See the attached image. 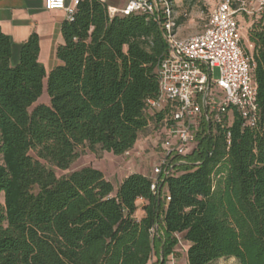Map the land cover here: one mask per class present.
Listing matches in <instances>:
<instances>
[{
  "label": "trees",
  "instance_id": "16d2710c",
  "mask_svg": "<svg viewBox=\"0 0 264 264\" xmlns=\"http://www.w3.org/2000/svg\"><path fill=\"white\" fill-rule=\"evenodd\" d=\"M263 22L249 30L253 52L243 45L258 87L257 127L244 128L236 113L231 127L202 123L193 152L171 160L160 195L140 173L115 189L93 167L54 171L69 169L83 149L124 156L151 120L170 118L172 104L153 115L148 107L168 50L159 25L81 0L62 25V65L48 77L38 36L12 66L11 39L0 29V264H150L153 256L167 264L178 233L190 243L188 264H264ZM46 78L50 105L35 106ZM139 199L147 203L141 219Z\"/></svg>",
  "mask_w": 264,
  "mask_h": 264
},
{
  "label": "built area",
  "instance_id": "2783aa9c",
  "mask_svg": "<svg viewBox=\"0 0 264 264\" xmlns=\"http://www.w3.org/2000/svg\"><path fill=\"white\" fill-rule=\"evenodd\" d=\"M80 1L73 0L67 6L65 0H46V9L64 10L68 20L73 21ZM177 1L132 0L122 11L109 10L111 17L132 13L148 15L159 25L168 47L158 65L160 94L157 99L148 100V107L158 112L168 104L175 107L165 121L174 144L162 145L164 157L151 177L154 195L161 194L164 177L173 171L171 160L185 157L195 149L194 131L198 130L199 121L231 127L236 113L243 120L244 128H255L259 118L252 58L243 47L237 17L264 14V0H257L258 8L252 7L250 0H223L212 10L203 32L187 38H179L177 34ZM215 71L218 78L214 77ZM168 120L171 124H167ZM230 137L229 133V145ZM164 200L168 204L170 195Z\"/></svg>",
  "mask_w": 264,
  "mask_h": 264
},
{
  "label": "rangeland",
  "instance_id": "374dc122",
  "mask_svg": "<svg viewBox=\"0 0 264 264\" xmlns=\"http://www.w3.org/2000/svg\"><path fill=\"white\" fill-rule=\"evenodd\" d=\"M222 1L223 0H198L194 6H190L188 0H182L176 10L181 15L180 19L182 25H189L190 29L188 31L190 36L199 34L204 30V26L207 23L212 10ZM240 26H242L241 22ZM249 30L250 29H247L246 26L241 28L243 45L250 53H252L253 46L249 42ZM214 77H219L218 71H215ZM218 94L222 95V92L218 91ZM218 98H220V96ZM38 104L50 105V97L47 92L46 84L44 93L35 106ZM150 114L153 115L154 112L151 111ZM199 122V128L197 127L198 130L194 131L195 138L200 131L204 120ZM167 143L174 144V141L168 136L166 122H155L151 120L147 130L141 134L137 146L133 151H130L124 156H115L112 153L101 151L91 152L88 149H83L80 151L79 158L69 169L61 170L54 168V171L57 177H66L85 167H93L100 170L105 178L116 187L117 183L123 178L133 173L143 172L153 176L155 168L161 164L162 158L164 157L162 145ZM196 146L197 143H195L194 147L196 148ZM136 216L139 217V213H136ZM175 237L178 244L175 248L174 254L169 257L167 264H188V249L190 243L185 240L184 233H178ZM156 263L157 257L153 256L150 264ZM211 264H238V261L234 258H223Z\"/></svg>",
  "mask_w": 264,
  "mask_h": 264
},
{
  "label": "crops",
  "instance_id": "0c3cea01",
  "mask_svg": "<svg viewBox=\"0 0 264 264\" xmlns=\"http://www.w3.org/2000/svg\"><path fill=\"white\" fill-rule=\"evenodd\" d=\"M102 1L108 6L109 10L114 9L122 11L132 0ZM250 1H252V7H259L257 0ZM65 2L67 6L73 4V0H65ZM181 2L182 0L177 1L176 8L179 7ZM175 11L177 16L178 37L187 38L190 36L188 31L190 27L189 25H182L180 19L181 15L176 9ZM262 17L264 18V14L256 13L253 16L239 15L237 19H240L238 20L239 26L240 22L242 23L240 28L246 26L247 29H250L255 21ZM66 20H68V18L64 10H47L46 0H0V29L11 39L12 66H16L20 63L23 45L32 34H36L39 38V62L45 68L48 77L50 72L62 65V62L57 58V50L65 43L62 34V25ZM46 83L47 78L45 79V84ZM140 174L149 178L152 177L147 173L140 172ZM127 177L117 183L115 188L118 189ZM167 194L168 189L164 187L162 190V198L164 199ZM146 204V201L139 199L137 211L139 217L136 216L137 219H141L144 216L143 208Z\"/></svg>",
  "mask_w": 264,
  "mask_h": 264
},
{
  "label": "water",
  "instance_id": "95a60500",
  "mask_svg": "<svg viewBox=\"0 0 264 264\" xmlns=\"http://www.w3.org/2000/svg\"><path fill=\"white\" fill-rule=\"evenodd\" d=\"M162 260H163V258H162Z\"/></svg>",
  "mask_w": 264,
  "mask_h": 264
}]
</instances>
